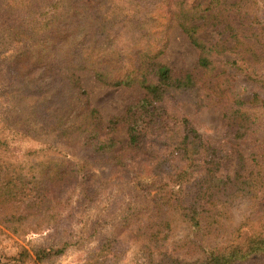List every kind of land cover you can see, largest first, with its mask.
Instances as JSON below:
<instances>
[{
	"label": "rangeland",
	"instance_id": "rangeland-1",
	"mask_svg": "<svg viewBox=\"0 0 264 264\" xmlns=\"http://www.w3.org/2000/svg\"><path fill=\"white\" fill-rule=\"evenodd\" d=\"M3 1L0 183L13 180L0 196L10 201L0 203V264H190L264 221V0H63L61 9L34 0L19 14ZM188 25L221 54L208 69L198 66ZM149 57L195 86L166 93L154 121L140 118L144 138L133 147L127 125L140 116L128 110L145 91L132 73ZM127 75L132 85H115ZM237 106L252 122L243 136L225 117ZM182 121L215 151L216 165L200 154L195 180L179 189ZM93 123L114 142L108 150L86 142L84 124ZM245 181L250 197L225 202ZM193 203L199 229L187 217Z\"/></svg>",
	"mask_w": 264,
	"mask_h": 264
},
{
	"label": "trees",
	"instance_id": "trees-1",
	"mask_svg": "<svg viewBox=\"0 0 264 264\" xmlns=\"http://www.w3.org/2000/svg\"><path fill=\"white\" fill-rule=\"evenodd\" d=\"M215 1V0H214ZM58 2L61 3L60 5H54L56 8H63L65 6V2L63 0H58ZM65 3V4H64ZM34 4V0H4L1 3L2 8L9 9V7L14 8L17 14L23 13L26 10H30V7ZM51 8H53V5H49ZM77 8H75L74 11H71L69 14H76ZM55 14V13H54ZM60 15H57L56 19L58 20V17ZM209 19V17H208ZM261 25L262 29L264 30V23ZM243 27L247 29L248 26L243 24ZM38 27L34 26L32 29L35 31ZM51 28V27H50ZM183 31L187 34L188 38L190 39L192 45L200 52V56L198 58V66L203 69H208L213 64V58L217 55H221L216 48V45H208L207 42H203L200 40L198 33L199 28L194 25H188L187 27L182 26ZM9 30L14 33V36L19 39L20 37H23L24 34L19 31L18 27H9ZM50 30V29H49ZM264 33V32H263ZM50 44L53 43V40L49 41ZM225 50V49H222ZM240 54V53H238ZM142 67V68H141ZM140 68H134L133 73L135 72L141 76V80L138 81L139 86L145 91V96L140 101L138 105H135L131 107L128 110L129 115L131 118L139 115L140 117L138 119H132L131 122L127 125L128 130V136H129V145L130 146H138L144 138L143 135V128L141 127V123L139 125V119L144 117L145 120H151L154 121L156 118V112L157 107L156 104H159L162 99L164 98V95L170 91L177 90L179 92L182 91H191L192 88L195 86V81L191 75H184L182 77L175 78L171 74V71L168 67L157 64L154 62L153 58L149 57L147 60H145L143 63H141ZM135 73V74H136ZM97 76L103 77L104 74L100 72L96 73ZM132 75H127L123 81H118L115 83L116 86L119 85H126L130 86L133 84V79L130 78ZM75 78V77H74ZM78 79L75 78V81L73 82L72 86L74 88L75 95H80V85L78 86ZM77 82V83H76ZM96 112L94 110H91L88 115H93ZM86 112H83L81 115L84 116ZM247 112L241 111V109L237 106L234 109H230L228 113H226L225 117L226 119L230 120V118L233 119V121L236 124L241 125L242 130L236 131V134L243 136L245 135L252 125V122L250 121V115H248ZM81 116V117H82ZM141 120V119H140ZM119 122V120H117ZM116 120L111 121V125L115 124L117 122ZM159 122V121H156ZM165 121L160 122L159 124H163ZM86 125L85 131L88 134L86 142H89L91 145V148L93 150H108V148L112 147L114 142L112 140L106 139V141H103L99 137V132L97 128L95 127L96 124H84ZM182 125L184 127L183 135L181 139L179 140V143L176 144V150L177 156H179V161L181 162V166L177 167L176 170V179H177V186L179 189L183 187V181L184 180H195L196 174L198 171V165L195 163L197 162V157L199 158L200 154L208 157L209 162L216 165V162L213 161V153L215 151L212 148L206 147L202 142L199 141V137L194 131L193 128H190L186 121H182ZM74 131H79L80 127L76 126L73 129ZM99 137V138H97ZM176 156V154L174 155ZM204 163V161H203ZM202 173L206 174V171H202ZM13 178H8L3 183H0V196L4 190L3 187L10 186L12 183ZM219 182L215 181V183ZM253 184L252 182H249ZM245 181L241 185L233 183V186L236 188V190H239L240 196H237V199H234L233 194L228 195L225 202H229L230 204L236 202L233 200L239 201L245 198H249L250 194L249 191H247V188L251 185ZM17 183H15L16 185ZM250 185V186H249ZM42 190V189H40ZM39 188H37L36 192L37 194H40ZM219 190H226V188H222ZM42 198L40 199V204L43 205L44 194L40 195ZM229 198H232L229 200ZM0 200V203L4 205L5 203ZM186 203H188V199L185 200ZM190 202L192 203V199H190ZM184 204V203H183ZM194 207L191 208L192 214L190 216H187L190 218V228L192 229H199L201 228L199 226L198 221V211H196L197 205L195 203L192 204ZM196 207V208H195ZM183 210L186 212L187 208H183ZM41 227L38 225V230H40ZM231 242L223 244L221 248H212L210 251L206 253L204 256V259L201 261H197L190 264H243L250 259L255 258H264V221L262 223H259L257 227L255 228H249V229H238L236 236ZM50 254V249L45 252L44 250H40L36 253V257L38 256L40 258L46 257ZM158 264H186V263H180L174 260H165L160 261Z\"/></svg>",
	"mask_w": 264,
	"mask_h": 264
}]
</instances>
